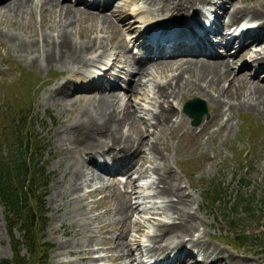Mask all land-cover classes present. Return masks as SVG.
Returning <instances> with one entry per match:
<instances>
[{"label": "bare ground", "instance_id": "6f19581e", "mask_svg": "<svg viewBox=\"0 0 264 264\" xmlns=\"http://www.w3.org/2000/svg\"><path fill=\"white\" fill-rule=\"evenodd\" d=\"M67 1L0 0L1 20L9 19L15 22L16 17H21L23 13H37L38 15L56 13V17H53L52 20L51 15H48L51 22L55 20L56 27L53 31L33 37L32 43L30 39L11 32L3 34L5 31H0V34L3 35L0 36L5 40L11 38L13 43L14 39H17V43H14L16 53L18 52L22 59L30 60V63L39 60L44 65L54 62L65 67L64 70L67 75L54 82L52 94H50L53 97L51 99L56 103L59 102L58 116L68 108L66 107L68 104H71L75 93L82 91L81 88L94 86L98 92L96 96L88 98L80 106L76 117L72 120H61L54 130L59 144L66 143L65 148L67 145H72L74 153L76 152L60 169V178L57 179L52 194L56 210H60L64 204V202L60 203L56 200L72 194L75 196L72 195L67 200L71 199L75 208L77 206L81 208L83 198L80 196L83 194L78 192L84 185L83 182L102 179L103 176L99 171L113 174L115 170L121 168L119 166H124L126 170L132 169L131 171L134 170V172H138V175H142L146 170V168L141 169L143 157L137 158V165L136 160L132 162V159L129 158L140 153V148H145L143 153L162 157L157 149V146L162 143V135H165V132L170 129L176 128L177 124L184 120L179 110L173 108L171 103V100L180 96L184 89L185 92L196 90L207 93L214 103V109L209 120L201 125L200 130L193 131L190 129L193 137H197L200 132L207 129L213 121H217L218 117L241 105L256 110L264 119V77L262 81L252 79L251 75L255 74L256 70L250 74L252 65L250 60L258 62V66L264 61V0L252 2L249 5H238V1L234 3L231 0H222L219 3L216 1L219 12L213 14L212 19L207 21L208 25L205 24L207 26L202 25L197 16L205 13L207 5L212 3V0H141L142 7L149 13L150 17L155 19L149 25H144L143 28L139 27L137 34L131 38L132 43L136 41L142 48L141 51L137 50L135 53H132L123 41L124 32L135 30L134 21L127 18L128 11L126 10V7L132 4L133 0H116L115 2L113 0H74L75 3H80L81 7ZM105 8L106 11H103ZM242 15L255 21L249 25L252 28L246 27L236 33L229 31L228 29ZM85 17L97 18V23H88L83 31L78 32V28L75 26L83 23L79 22V19ZM117 21L118 24H115ZM238 22L240 23V21ZM110 27H112V33L107 31V28ZM71 28L77 31L75 32L76 38L80 37L79 35L83 38L72 40L73 38L70 37ZM98 32L106 33L105 36L103 35V40ZM113 33L117 43L114 45L111 43V38H115ZM147 35H151V38L160 39L162 43L157 39L151 40H156L152 44L143 43V38H146ZM213 35L214 37L219 35V37L213 40L211 38ZM238 38L240 43L236 44L235 50L228 56L230 59L218 52L219 48L217 47H223L224 54H228L232 43ZM105 41L113 49L118 48V52L122 50L124 55V61L127 65L124 62L119 63L117 70L122 72L125 66L128 68L123 71L128 76L125 85L129 91L126 93L127 98H125V94L124 96L117 95L115 89L110 90L115 83L109 79L110 77L104 73V70L115 65L117 60L110 57L106 52V55L104 54ZM40 42L41 44L38 46ZM122 43H125L124 47ZM98 48L101 50L100 53L91 55ZM37 50H40L41 57ZM29 53L30 56H28ZM238 60L241 62H239L237 71H233L231 65ZM87 63L100 67L101 72L94 74L96 78L91 82L89 78L83 79L81 76L75 75L78 78L72 79L73 73L85 67ZM262 68L264 69V66ZM158 73L162 75V80L157 78ZM91 76L88 77L91 78ZM224 81L226 85L223 84ZM103 86L105 87L103 88ZM143 87L149 91L150 101L146 103L144 100L133 110H129L128 99L131 93L133 91L138 92L137 88L143 92ZM105 90L107 91L101 94ZM242 90H245L244 93ZM230 98H235L236 101L230 102ZM158 103H167L169 108L163 110ZM135 111H144L143 115L145 116H142L143 119L141 118L142 128H138L134 123L136 120L134 118ZM156 116L163 117V121L153 125L151 119H155ZM224 124L225 122L219 124L217 128ZM124 126L127 128L134 126V129L128 133L129 129L124 130ZM84 169H90L91 172L85 173ZM156 169L158 170L157 166ZM165 172V174L154 175L149 173L147 180L141 183H135L136 178H133L130 191L119 193L114 190V195H112L114 198L110 197L111 205L114 208L109 209L117 216L115 221H119V218L121 220L119 227L117 228L116 225L114 228V230L117 228L116 232L108 235V237H103V241L101 240L104 245L103 250L111 252L108 255L111 264H121L119 259L124 254L126 257L131 254V257L127 262L124 260L122 264H186L185 257L189 261L187 264H204L205 262L208 264H256L252 258L246 255L238 257L219 247L210 248L201 235L193 234L197 228L198 218L195 219L193 216L195 213L191 210L192 195L189 191H185L180 183L174 182L172 173ZM139 178L142 179V177ZM126 179H130V175ZM136 186H147L149 190L145 191L142 188L139 192L134 189ZM96 190L98 187H94L92 191ZM149 193L161 198L177 197V200L175 202L172 200L152 202L147 199ZM131 198L135 199L132 203H130ZM161 211L166 212V220L151 221L150 218L155 214H160ZM63 213L61 211L57 216L59 222L64 217ZM133 213L137 214L134 218ZM144 213H150V215L144 216ZM144 222L148 223L151 229L144 235L143 241L133 240L130 235H127L130 229L135 232L139 231L140 226L145 225ZM62 223L56 228L60 227L64 230L70 226L75 229V234L78 236L74 240L61 241L58 254L65 250L66 253L76 254L77 260L83 261L82 264H89L90 261L96 262L100 256L98 252L101 248L99 246L89 247L93 243L98 244V242L94 241L92 236L84 235L81 228H76L77 224ZM128 223H131L130 228ZM101 228L103 232H110L106 225H102ZM174 250L184 256L179 260L174 256L169 257ZM134 251L137 252V256L133 254Z\"/></svg>", "mask_w": 264, "mask_h": 264}, {"label": "rangeland", "instance_id": "374dc122", "mask_svg": "<svg viewBox=\"0 0 264 264\" xmlns=\"http://www.w3.org/2000/svg\"><path fill=\"white\" fill-rule=\"evenodd\" d=\"M115 1L116 0H113V2ZM216 1L219 3L222 0H212V3L208 4L205 10L206 14L209 12L211 17H213L214 13L219 12V8L217 6L218 3H216ZM231 1L234 3L238 1V5H249L250 3H256L259 0ZM67 2L78 7L82 6L78 2L75 3L74 0H68ZM208 8L212 11H210ZM88 9L91 10V8ZM112 9H114V6H112ZM126 10L128 11L127 18L130 21H134L133 23L135 30L134 28L133 30L135 32H124L123 41H125L126 46L130 48L131 52L135 53L137 52L139 46L136 41L132 43L131 38L137 34L136 32L138 29L141 27L143 28L144 25H149L155 18L150 17L149 13H147L142 7L141 0H133L132 4L126 7ZM46 11L48 10L46 9ZM103 11H106V8ZM55 14L47 13L45 15H38L37 13H23L21 17H16L15 22L9 19L1 20V17L0 31H5L3 34L11 32L17 35H22L25 38L30 39L32 43L33 37L40 36L41 34L43 35L44 32L53 31L54 27H56V24L55 20L52 22L51 20L53 17H56ZM48 15H51V20L48 19ZM201 15L202 14H198L197 18H201ZM238 21H240L241 25L244 24L242 22H245V25L255 22L248 18V16L244 15L240 16L236 20V23ZM79 22L83 23H79L75 27L78 28V32H81L84 30L83 28L86 27L85 25H88V23L96 24L97 18H80ZM236 23H234L228 30H234V33L237 32L238 30L236 28L240 23L238 22V25ZM115 24H118V21ZM107 31L111 32L112 27L107 28ZM75 32L77 31H74V28H71V39L73 38L72 40H81L83 37L79 35L80 37L76 38L77 35ZM98 35L102 37L103 40V35L105 36L106 33L98 32ZM112 35L115 37L111 38L112 45L117 44L115 34L113 33ZM1 36L0 105H6L7 107H13L15 105L28 107L29 124H31L32 130L31 132L36 134V137L42 141L41 144L43 147L40 149V154L33 155L31 161L35 162L39 160V163L43 164V174L47 176V190L43 195L47 220L45 228L40 233V236L42 235L41 240H44L50 244V248L46 251L47 264H74V262L78 261L76 254L72 252L66 253L64 250L58 254L59 243L61 241H68L70 239L74 240L75 237L78 236L75 234V229L71 228L70 226L66 227L67 229L64 228V230L60 229V227L56 228V226L58 227L62 222L67 224L71 223L74 225L77 224L76 228H81V231L84 235H89L90 237L92 236L94 241L98 242V244L93 243L89 248L99 246L101 248L98 252L100 253V256L96 262L90 261L88 262L89 264H111V259L108 257L111 252L108 250H103L104 245L102 241L103 237H108V235L110 236L116 232L117 228L119 227V221L121 220V218L118 217L119 221H115L117 216L114 215L109 209L114 208V206L111 205L112 202H110V197H113L112 195H114V190L115 192L119 193H122L123 191H130V184H132L131 180L133 178H136L134 180L135 183H141L147 180V174H165V171L172 173L174 182L180 183L181 187L185 191H189V193L192 195L193 200L191 202V210L196 214H193L195 219L198 218L196 231L193 232L194 235H201L203 240L209 244L210 248L219 247L226 251L232 252L238 257L246 255L252 258L256 264H264V234L262 231L264 226V119L261 114L257 113L256 110L244 107V105L234 107L229 113L226 112L224 115L218 117L217 121H213L210 126L207 127V129H205L203 132H200L197 137H193L190 129L193 131L200 130L201 125L209 120L214 109V103L207 93L198 92L196 90L185 92L184 89L180 96L171 100L173 108L175 107L179 110L180 114L184 117V120L177 124V127L179 126V128L174 127L165 132V135H162V143L157 146V149L159 150L157 151L162 155V157H154L150 153H143L145 148H140V153L134 154V156H130L129 158L132 159V162L136 160L135 163L137 165V158L143 157L141 169L146 168V170L142 175H138V172H134V170L131 171L132 169L126 170L124 166H119L121 168L115 170L113 174L99 171L103 176L102 179L90 182L87 180L83 182L84 185L81 187L80 192H78L79 194H83L80 196L83 198L81 208H79V206L75 208V206L71 203L72 200H67L68 197L72 195L75 196V194H72L69 196L60 197L58 200H56L60 203L64 202V204L61 206V209L56 210L52 194L57 183V179L60 178V169L63 168L65 162L71 159L76 154V152L74 153V148L72 145H67V148H65L66 143L60 145L54 130L61 120H72V118L76 117V113L80 106L83 105L88 98L96 96L98 92L94 86L89 87L90 89L85 87L81 88L82 91L75 93L76 95L72 99L73 101H71V104L66 106L68 107V110H64L62 113H60V116H58L57 108L59 107V102L56 103L53 99H51L53 97L50 94H52L51 92L54 82L59 81L61 78L67 75V72L64 70L65 67L54 62H51L49 65H44L43 63L39 62V60L30 63V60H25V58L22 59V56L18 55V52L16 53L14 43H17V39H14L13 43L11 38L5 40ZM218 37L219 35L213 38ZM31 43H29L30 46ZM125 43H122L123 47ZM238 43H240L239 38L236 39L234 43H232L230 52H228V54H224L223 47H217L219 48L218 52L223 56L228 57L235 50L237 46L236 44ZM40 44L41 42L38 46H40ZM30 46L29 48L31 49ZM100 51V48H98L97 50L93 51L91 55H97L100 53ZM105 52L109 54L110 57H114L115 60H117L115 65L110 66V68H105L106 70H104V73H106L108 77L115 80V85L110 90L115 89L116 93H118L117 95L120 94L121 96H124L125 94V98H127L126 93L129 91L126 88L124 89V87L125 78H128V76H126L123 71L128 68L125 66L122 72H118L117 70V64L124 62L127 65V63L124 61L122 50L118 52V48L113 49V47H110L108 43H106L104 54ZM33 53L34 51L32 54ZM37 53L40 57L42 56L40 50H37ZM28 56H30V53ZM228 58L230 59V57ZM239 62H241V60L232 63L231 68L233 71H237ZM250 63L252 64L250 74L256 70V73L251 75L252 79L262 81V78L264 77V69L262 68V66H264V61H262L259 66V63L256 61L250 60ZM93 65L94 64L87 63L85 67H82L76 73H73L74 76H72V79L76 80V78H78L77 76H81L83 79L89 78V80L92 82V80L96 78L94 75L95 72H101L100 67H95ZM101 68L103 69V66H101ZM114 73H117V75L115 76ZM152 73L154 74V72ZM88 76H91V78ZM156 76H158V79L162 80L161 74L158 73ZM119 82L122 83L124 87H119ZM223 84L226 85V82L224 81ZM143 89L144 93L138 88L137 90L138 92L140 91V93L137 91H133L131 93V96L128 99L129 110H133L135 106H138L139 103H143L144 100L146 103L150 101V94H148L149 91L146 87H143ZM106 91L107 90L101 92V94L105 93ZM244 91L245 90H242V93H244ZM194 96L203 99L207 108V114H203L201 116V119L197 125H192L190 123V118L186 116L181 110L182 102ZM229 100H231L230 102L236 101L235 98H230ZM158 105L163 110H167L169 108V104L167 103H158ZM143 112L144 111H135L134 118L136 119V122L134 121V123L138 128L143 127L141 122L144 118L142 116H145L143 115ZM162 121L163 117L156 116L155 119H151V124L156 125L158 122ZM224 122L225 127H223V125L222 127L217 128L219 124ZM123 129H129L127 132L130 133L132 132L131 130L134 129V126H131L130 128L124 126ZM253 131H256L255 135L252 134ZM3 141H5V136L1 133L0 143ZM10 141L11 140L9 137L8 140L0 147V158L2 160H10L12 158V154L16 151V144ZM155 158L158 159L156 160ZM156 166L158 170L156 169ZM84 170L85 173L91 172L90 169ZM128 175H130V179H126ZM139 177H142V179ZM125 180L130 183L125 182ZM41 184L42 180L39 179L37 185L39 191L42 187ZM210 184L217 185L222 193L216 200L211 198L209 201H205L202 198V192H204ZM94 187H98V190L92 191ZM142 188L145 191L149 190V187L147 186L134 187V189L138 190L139 192L142 190ZM239 198H241L242 201L248 200L252 210L245 211L244 209L246 208L243 207L241 203L238 202L237 204ZM147 199L151 200L152 202H163L166 200H172L175 202L177 197L161 198L156 197L153 193H149V197H147ZM133 200L135 201L134 198H131L130 203L134 202ZM102 202L105 203L103 204ZM61 211L64 212V217L62 218V221L59 222L57 220V216ZM165 213V211H161L160 214H155L152 216L154 219L152 217L150 219L151 221H164L166 220ZM149 215L150 213H144V216ZM136 216L137 214L133 213V218ZM144 224L145 225L142 227L140 226V229L137 232L130 229L128 232L129 234L127 235H130L133 240L137 239V241H143L144 235L147 234L149 229H151L149 228L150 225L148 223L144 222ZM62 225L65 226L64 223H62ZM102 225H106L108 229H110V232H103V229L101 228ZM116 225L117 228L114 230ZM128 225L130 228L131 223H128ZM229 229H234L236 231L242 230L241 234H243L244 237L242 235L241 236L242 238L246 239L244 240V243L238 247L230 244L228 242L230 241V236L228 233ZM12 234L15 237H19L20 232L17 228H13ZM22 253H25L24 249H22ZM133 254L137 256V252L134 251ZM91 255H94V253H91ZM11 256L10 236L4 220V210L0 204V260L9 259ZM128 256L131 257V254ZM171 256H174L177 260H179L184 255L174 250V252H172L169 257ZM129 257H126L124 254L121 256L119 261L122 264L124 260L127 262ZM197 257L200 256L197 255ZM185 262L186 264L189 263V261H187V257H185ZM82 263L83 261H78L76 264ZM204 264L208 263L205 262Z\"/></svg>", "mask_w": 264, "mask_h": 264}, {"label": "trees", "instance_id": "16d2710c", "mask_svg": "<svg viewBox=\"0 0 264 264\" xmlns=\"http://www.w3.org/2000/svg\"><path fill=\"white\" fill-rule=\"evenodd\" d=\"M31 131L28 107L0 105V134L5 136V141L0 143V147L9 137L10 142L16 144V151L10 160L0 158V204L4 210L12 253L9 259H1L0 264H47L46 251L50 244L42 241V235L40 236L47 220L43 200L47 190V176L43 174V164L39 163V160L31 161L32 156L40 154L43 147L42 141ZM255 133L256 131L252 132L253 135ZM39 179L42 180L41 192L37 188ZM221 193L217 185L210 184L202 192V198L205 201L211 198L216 200ZM238 202L246 208L245 211L252 210L248 200L242 201L239 198L237 204ZM13 228L19 230V237L13 236ZM262 231L264 234V226ZM228 233V242L234 246L238 247L246 240L242 238V230L229 229ZM21 249H24L25 253H22Z\"/></svg>", "mask_w": 264, "mask_h": 264}, {"label": "water", "instance_id": "95a60500", "mask_svg": "<svg viewBox=\"0 0 264 264\" xmlns=\"http://www.w3.org/2000/svg\"><path fill=\"white\" fill-rule=\"evenodd\" d=\"M206 105L200 97L194 96L182 102V112L190 118L192 125H197L203 114H207Z\"/></svg>", "mask_w": 264, "mask_h": 264}]
</instances>
